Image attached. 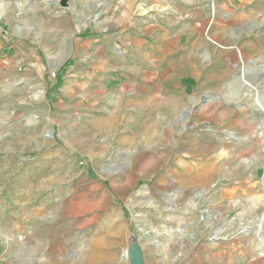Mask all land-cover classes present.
Instances as JSON below:
<instances>
[{"label":"rangeland","instance_id":"obj_1","mask_svg":"<svg viewBox=\"0 0 264 264\" xmlns=\"http://www.w3.org/2000/svg\"><path fill=\"white\" fill-rule=\"evenodd\" d=\"M263 230L264 0H0V264H245Z\"/></svg>","mask_w":264,"mask_h":264},{"label":"crops","instance_id":"obj_2","mask_svg":"<svg viewBox=\"0 0 264 264\" xmlns=\"http://www.w3.org/2000/svg\"><path fill=\"white\" fill-rule=\"evenodd\" d=\"M260 240V245L257 246L255 252L246 260L245 264H264V230L262 233V239L260 238Z\"/></svg>","mask_w":264,"mask_h":264},{"label":"water","instance_id":"obj_3","mask_svg":"<svg viewBox=\"0 0 264 264\" xmlns=\"http://www.w3.org/2000/svg\"><path fill=\"white\" fill-rule=\"evenodd\" d=\"M138 264H141V262H138Z\"/></svg>","mask_w":264,"mask_h":264},{"label":"bare ground","instance_id":"obj_4","mask_svg":"<svg viewBox=\"0 0 264 264\" xmlns=\"http://www.w3.org/2000/svg\"><path fill=\"white\" fill-rule=\"evenodd\" d=\"M134 244H135V243H134ZM134 244H133V245H134ZM133 248H134V247H133ZM130 256H131V255H130Z\"/></svg>","mask_w":264,"mask_h":264}]
</instances>
